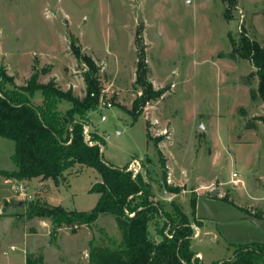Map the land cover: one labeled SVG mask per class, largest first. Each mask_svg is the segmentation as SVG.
<instances>
[{"label": "rangeland", "instance_id": "1", "mask_svg": "<svg viewBox=\"0 0 264 264\" xmlns=\"http://www.w3.org/2000/svg\"><path fill=\"white\" fill-rule=\"evenodd\" d=\"M242 32L264 46V0H0V67L17 86L44 70L41 82L54 78L84 96L86 64L74 50L90 56L103 95L88 127L104 138V158L118 167L131 162L149 176L164 208L172 210L174 200L200 220L191 250L202 253V264L221 263L241 245L264 243V103L255 66L237 50ZM138 50L160 95L134 120L128 109L143 92ZM32 102H43L41 90ZM70 106L63 101L59 109ZM14 151L15 141L0 136V169L17 168ZM233 172L243 183L231 182ZM65 174L57 183L32 181L35 194L26 199L0 176V264H25V256L28 264H86L91 249L120 246L110 213L76 230L28 216L25 203L36 199L69 210L96 205L91 188L100 173L77 164ZM165 178L178 193L166 191ZM151 231L156 235L154 223Z\"/></svg>", "mask_w": 264, "mask_h": 264}, {"label": "trees", "instance_id": "2", "mask_svg": "<svg viewBox=\"0 0 264 264\" xmlns=\"http://www.w3.org/2000/svg\"><path fill=\"white\" fill-rule=\"evenodd\" d=\"M142 40V33L137 30L138 46ZM237 50L255 66L257 95L264 103V46L242 32ZM74 52L86 64L84 96L76 95L72 87L62 88L54 78L41 82L44 70H35L25 84L17 86L14 77L0 67V136L15 141L13 159L17 166L0 173L19 180L42 177L56 183L61 179L66 181L65 173L77 164L93 167L100 173L101 180L91 188L99 193V198L88 211L69 210L40 199L25 203L29 217L48 218L57 228L67 226L76 230L93 224L103 213L112 214L121 231L122 243L108 250L91 249L86 264H201L191 250L200 220L191 221L174 200L172 210L164 208L163 203L154 198L148 175L144 176L141 171L135 174L130 169L131 162L118 167L106 160L102 152L104 138L97 132H87L89 114L99 108L103 86L94 60L79 50ZM136 73V82L143 92L128 109L134 120L143 114L148 101L160 95L147 78L148 66L142 50H138ZM38 90L43 94V102L35 105L32 96ZM63 101L71 103L65 111L59 109ZM261 119L264 120V116ZM147 138L150 139L149 131ZM158 153L162 156L159 148ZM160 162L166 177L162 157ZM163 183L166 191L179 192L180 188L169 186L166 178ZM190 200L195 213L197 198L192 196ZM153 223L156 235L151 231ZM213 264H264V243L241 245L233 259Z\"/></svg>", "mask_w": 264, "mask_h": 264}, {"label": "built area", "instance_id": "3", "mask_svg": "<svg viewBox=\"0 0 264 264\" xmlns=\"http://www.w3.org/2000/svg\"><path fill=\"white\" fill-rule=\"evenodd\" d=\"M88 131H89V127L87 128V132ZM130 169H132L135 174L137 173V168L130 167ZM4 181L5 183L14 186L16 188V194L21 199H26V197L31 196L32 193L28 190L27 186L24 183H22L19 179L12 176H7L4 178ZM231 182L237 186L243 183V179L240 177V175L237 172H233L231 177ZM14 247L15 246H12V248Z\"/></svg>", "mask_w": 264, "mask_h": 264}, {"label": "crops", "instance_id": "4", "mask_svg": "<svg viewBox=\"0 0 264 264\" xmlns=\"http://www.w3.org/2000/svg\"><path fill=\"white\" fill-rule=\"evenodd\" d=\"M2 170H8V169H0V172H1ZM11 170H14V169H11ZM0 176L3 177L4 175L0 173ZM34 180H37L39 183H41V182H44V181H49L50 179H42V177H35V178H32V179H24V180H20L22 183H24V184L27 186V188H29V191L32 193L31 196H34V194H35V192H32L33 190L31 191V189H30V188H31V187H30V186H31L30 184H31V182L34 181ZM37 192H38V193H42L41 190H39V191H37ZM31 196H30V197H31ZM8 201H10V200H9V199H6L5 202H8ZM4 204H5V203H4ZM42 221H43V220H42ZM43 223H44V225L46 226L47 221H43ZM62 228H67V226H64V227H62ZM195 256H198V257L201 256V257H202L203 255H202V253L197 252V253L195 254ZM199 258H200V257H199ZM24 263H25V264H28V260H27V257H26V256H25V261H24ZM201 264H202V263H201Z\"/></svg>", "mask_w": 264, "mask_h": 264}, {"label": "water", "instance_id": "5", "mask_svg": "<svg viewBox=\"0 0 264 264\" xmlns=\"http://www.w3.org/2000/svg\"><path fill=\"white\" fill-rule=\"evenodd\" d=\"M217 192H218L217 189L214 187V188L212 189V191H211V194H212V195H216Z\"/></svg>", "mask_w": 264, "mask_h": 264}]
</instances>
